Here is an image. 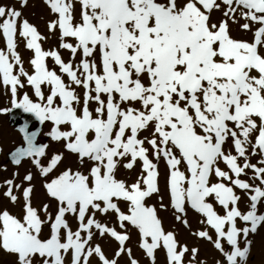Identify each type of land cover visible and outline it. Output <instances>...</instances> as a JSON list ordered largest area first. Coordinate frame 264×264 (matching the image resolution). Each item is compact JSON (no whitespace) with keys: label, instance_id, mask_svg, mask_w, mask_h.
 Here are the masks:
<instances>
[{"label":"snow or ice","instance_id":"6c2138e0","mask_svg":"<svg viewBox=\"0 0 264 264\" xmlns=\"http://www.w3.org/2000/svg\"><path fill=\"white\" fill-rule=\"evenodd\" d=\"M43 3L59 41L48 50L49 37L22 10L0 3V89L11 104L0 114L22 110L50 124L45 135L63 150L49 155L50 144L37 143L42 129L22 122L24 143L10 153L15 170L0 181V195L21 214L0 206V252L13 264H119L124 256L140 264L128 246L131 227L149 264L160 250L166 264H209L199 245L165 229L147 203L155 195L159 211L218 253L213 264H249L251 237L264 226V0ZM233 26L249 38L234 36ZM20 40L32 53L27 67ZM137 166L134 181L118 178ZM37 174L47 200L34 206ZM102 239L117 245L111 258L94 242Z\"/></svg>","mask_w":264,"mask_h":264},{"label":"rangeland","instance_id":"374dc122","mask_svg":"<svg viewBox=\"0 0 264 264\" xmlns=\"http://www.w3.org/2000/svg\"><path fill=\"white\" fill-rule=\"evenodd\" d=\"M16 2H19V0H0V3L16 7L18 10H22L23 18H27L30 23H32L38 27V30L41 32V34H43L46 37H49L46 41L47 42L46 43L47 50L57 47L58 43H59V41L57 39L58 33H57V35L54 36V35H51L49 32H45L43 30L44 26H46L47 22L53 19L52 15L50 14V11L47 13L48 7L43 3V0H29V5L23 9H20V5H16ZM42 8L45 9V11H43ZM46 17H48V18H46ZM44 23H46V24H44ZM1 39L2 38H0V47H3L4 42L2 39V43H1ZM21 42H23V41L20 40L19 43H21ZM62 56H63V54H62ZM49 66L50 67L54 66L51 60H49ZM28 90L30 92V89H28ZM3 94H4L3 90L0 89V108H10L11 104L8 102L9 97L4 98ZM14 113H15V110H14ZM7 115H8V113L7 114H0V147L3 148V152L0 153V166L7 165V168H8V170L6 172H0V181L7 179V178H10L12 175V172L15 170L14 166L10 163L9 159L7 158V154L11 150H14L17 146L23 144V141H22V138H21L19 131L14 127V125L11 124L10 117L8 118ZM16 121H21V120H20V118H16ZM30 127H31V129H33L35 127V122L32 123ZM50 127H51V125L48 123H45L42 126V131H41V134L38 136L37 143H41V144L49 143V138L45 135V133H47L50 130ZM13 136H15L14 139H13ZM8 139L11 140V141H9V144L7 143ZM53 147L56 148V145H54ZM49 149H50V147H49ZM68 158L69 159L73 158L75 160V158L71 157V156H69ZM69 159H67L65 161V164H67ZM162 163H163V161L160 162V164H162ZM71 166L73 168H75L76 167L75 162H71ZM28 168H29V164L27 162H25L23 164V166L19 169L21 178L23 177L25 170ZM32 171L35 173L36 170L33 168ZM125 172L127 175V178L125 177V179L129 180V182H132L135 180L134 178L137 177V174L139 172V166H137V168L131 172H128L126 170H125ZM40 182H41V178L37 174L33 183L35 185H37ZM163 191L166 193L165 198L167 200L168 194H167L166 190H163ZM0 192H2V190H0ZM154 200H155V196L150 198L147 201V203L150 204ZM49 202L53 203L55 201H49ZM0 206H2L3 208H7L12 213L14 212V207H12L13 205L10 204L7 199H4L2 197V195H0ZM122 207H123V205H122ZM244 207H245V204H241V208L243 209ZM260 211L264 212V207H262L260 209ZM18 213H21L20 209H19ZM191 217L192 218H198L196 216V214L189 211L188 218H191ZM98 218L103 219V220L108 219V220L114 221V217H111V216L108 218H103V217H98ZM172 218H173V216H172ZM241 226H243V225H241ZM176 227H179L180 230L184 231V235H185L184 237L187 238V239L186 238L185 239L188 240L187 244H189L190 247L193 245H199L200 248L203 249V251L205 250L206 252L211 253L213 255V257L218 256V253H215L210 245L206 244L203 241H197L194 237H192L189 234L188 230H186L182 225L176 223ZM129 229H132L133 231H135L134 228L130 227ZM45 235H47V229H45ZM181 238H182V236H181ZM251 238L253 239L254 244H253L252 256H251V259L249 261V264H264V226H262L258 230V233ZM109 242H110V248L115 250L117 245L112 243L114 241H109ZM164 256H165V253L163 250L158 251L157 264L159 261H162ZM163 260L165 262V259H163ZM13 261H14V257H11L7 254H4L3 252H0V264H13ZM126 262H127V259H126L125 263ZM125 263H123V264H125Z\"/></svg>","mask_w":264,"mask_h":264},{"label":"bare ground","instance_id":"6f19581e","mask_svg":"<svg viewBox=\"0 0 264 264\" xmlns=\"http://www.w3.org/2000/svg\"><path fill=\"white\" fill-rule=\"evenodd\" d=\"M16 5H20L19 2H16ZM43 9V8H42ZM47 9V8H46ZM43 11H45V9H43ZM49 12V10L47 9V13ZM220 16V13L219 12H216L213 14V18L216 19ZM53 19L55 18L54 16H52ZM48 18V17H46ZM47 20V19H46ZM46 24V23H44ZM45 32H48V29H47V24L46 26H44V29H43ZM234 36H236L237 38H241V39H248L249 37L244 35L243 33H240L238 31H236L235 29V26H233V33H232ZM1 43H2V39H1ZM47 42H42L43 44V47L45 48V50H47V45H46ZM20 44V47H19V51L26 63V67H27V61L29 59V57L32 56V53L30 51H26L25 48H24V43L21 42L19 43ZM4 46V45H3ZM62 54H63V57L65 60H67L69 58V53L67 51H62ZM27 91H29L28 89H25ZM4 95V98H7L9 97L8 95L6 94H3ZM8 102L10 103V97L8 98ZM7 117L9 118L10 117V114L7 115ZM24 121V120H23ZM36 121V120H31V124ZM15 122H18L20 123V121H15ZM37 122V121H36ZM12 125H14V127L16 128L15 124L11 123ZM37 128V127H36ZM39 128L42 129V126L40 125ZM17 129V128H16ZM18 130V129H17ZM30 130H32L30 128ZM20 133V131H19ZM21 135V133H20ZM15 138V136H13V139ZM22 138V136H21ZM9 141H11L10 139H8L7 143L9 144ZM23 141V140H22ZM49 143H50V149H48V152H49V155H51L53 152H57V151H62V145L61 144H57V143H53V142H50L49 140ZM54 145H56V148L53 147ZM14 146V145H13ZM67 155V154H66ZM69 157V156H68ZM69 159V158H67ZM74 159L73 158H70L69 161L67 162V164H70L71 165V162H75V160L73 161ZM63 167V165L61 166ZM160 172H161V178H160V187H161V195H163L164 197V204H168L169 202V199L166 200L165 198V195L166 193L163 191L165 190V181H164V176H165V173H166V169H165V166L164 164H160ZM25 173V172H24ZM125 177L127 178V175H126V172L125 170L121 169L119 172H118V178H121V179H125ZM136 179V177L134 178ZM37 180V179H36ZM41 184H42V181L40 183H38L36 185V188H35V196H34V200H33V204L34 206H39L42 202L46 201L47 200V197L45 196L44 194V190L43 188L41 187ZM155 196V195H154ZM50 203V202H49ZM52 205L51 207V211H54L55 210V202L53 203H50ZM156 205L157 208H158V213H159V216L160 218L162 219L163 221V225L165 227L166 230H172V229H175L176 232H177V238L178 240L181 242V243H188V240H186L187 238L184 237V231L183 230H180L179 227H176V222L174 220V218H172V215H171V212L170 211H159V203H158V198L157 196H155V200L153 202L150 203V205ZM241 204H245L244 202H242ZM14 207V212L13 214L15 215H20L21 213H18L19 212V209L20 207L17 205V206H12ZM17 212V213H16ZM191 225H192V228L193 229H196L198 227H200L197 223V220L198 218H188ZM103 220V219H102ZM73 227H75V224L73 223ZM129 232L131 233L130 234V241L128 242V246L131 247L133 249V255L135 256V258H137L139 261H140V264H149V261L147 260V258L144 256V253L141 249H139L138 247V240H139V234L138 232L135 230L133 231L132 229H129ZM182 236V238H181ZM186 238V239H185ZM95 243H100L103 248H104V251L106 252V254L111 258L112 255H113V252L114 250L110 248V242L108 240H96L94 241ZM113 244L116 245V243L112 242ZM189 245V244H188ZM200 256L201 257H207L208 261H209V264H213V255L211 253H208L206 252L205 250L203 251V249L201 248V252H200ZM128 261V258L127 256H124L121 258L119 264H123L125 263V261ZM165 259V256L164 258ZM162 259V261H159L158 264H166V260L164 262V260ZM93 264H96V260L94 259L93 260ZM127 264V262L125 263Z\"/></svg>","mask_w":264,"mask_h":264},{"label":"water","instance_id":"95a60500","mask_svg":"<svg viewBox=\"0 0 264 264\" xmlns=\"http://www.w3.org/2000/svg\"><path fill=\"white\" fill-rule=\"evenodd\" d=\"M16 118H20V123L18 122H15L16 121ZM35 120L34 117L28 115V114H25L22 112V110H15V113H14V110L12 112H10V121L11 123L15 124L16 128L19 129V127L21 126L23 120ZM31 125V124H30ZM39 122L37 121V124H36V127L34 129H32V131H35L39 128ZM21 133V132H20ZM21 136H22V133H21ZM9 156V159H10V154L8 155Z\"/></svg>","mask_w":264,"mask_h":264}]
</instances>
